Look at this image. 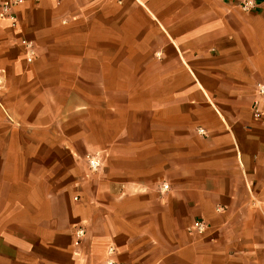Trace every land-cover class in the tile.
Instances as JSON below:
<instances>
[{"label":"crops","instance_id":"1","mask_svg":"<svg viewBox=\"0 0 264 264\" xmlns=\"http://www.w3.org/2000/svg\"><path fill=\"white\" fill-rule=\"evenodd\" d=\"M16 15L0 18V264H264V0Z\"/></svg>","mask_w":264,"mask_h":264},{"label":"built area","instance_id":"2","mask_svg":"<svg viewBox=\"0 0 264 264\" xmlns=\"http://www.w3.org/2000/svg\"><path fill=\"white\" fill-rule=\"evenodd\" d=\"M40 0H7L6 3L2 4L0 6V18L7 19L12 25H15L17 22V15L16 10L19 6L29 3V4H37ZM246 9V6L243 7ZM26 47H30V44H27L26 42H22ZM33 57L32 50H28L27 58L30 62ZM257 99L252 105V111L255 118H260L264 116V86L259 85L256 90ZM200 134H203L202 131H199ZM88 165L91 169L95 170L98 167V162L94 158L88 159ZM163 190H167L168 186H163ZM194 229L202 233L206 229V226L202 222H196L194 225ZM82 231H79V234H81Z\"/></svg>","mask_w":264,"mask_h":264},{"label":"rangeland","instance_id":"3","mask_svg":"<svg viewBox=\"0 0 264 264\" xmlns=\"http://www.w3.org/2000/svg\"><path fill=\"white\" fill-rule=\"evenodd\" d=\"M249 3H247V2H245V4H242V6H241V9L243 10V11H247V10H249ZM244 6H246V9H244L243 7Z\"/></svg>","mask_w":264,"mask_h":264}]
</instances>
